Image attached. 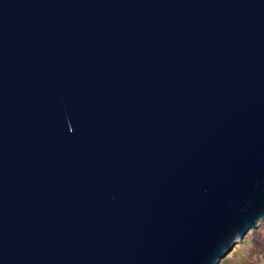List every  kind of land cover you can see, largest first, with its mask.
<instances>
[{
	"label": "water",
	"instance_id": "water-1",
	"mask_svg": "<svg viewBox=\"0 0 264 264\" xmlns=\"http://www.w3.org/2000/svg\"><path fill=\"white\" fill-rule=\"evenodd\" d=\"M264 222V0H0V264H220Z\"/></svg>",
	"mask_w": 264,
	"mask_h": 264
},
{
	"label": "rangeland",
	"instance_id": "rangeland-1",
	"mask_svg": "<svg viewBox=\"0 0 264 264\" xmlns=\"http://www.w3.org/2000/svg\"><path fill=\"white\" fill-rule=\"evenodd\" d=\"M220 264H264V222L252 230Z\"/></svg>",
	"mask_w": 264,
	"mask_h": 264
}]
</instances>
